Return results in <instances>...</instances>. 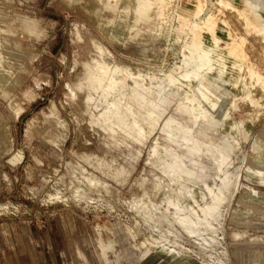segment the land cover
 Returning a JSON list of instances; mask_svg holds the SVG:
<instances>
[{
    "label": "rangeland",
    "instance_id": "obj_1",
    "mask_svg": "<svg viewBox=\"0 0 264 264\" xmlns=\"http://www.w3.org/2000/svg\"><path fill=\"white\" fill-rule=\"evenodd\" d=\"M98 2L0 0V264H232L264 236V0Z\"/></svg>",
    "mask_w": 264,
    "mask_h": 264
},
{
    "label": "crops",
    "instance_id": "obj_2",
    "mask_svg": "<svg viewBox=\"0 0 264 264\" xmlns=\"http://www.w3.org/2000/svg\"><path fill=\"white\" fill-rule=\"evenodd\" d=\"M13 30L15 31V29ZM15 32L18 33V31ZM230 245L232 247V264H244L264 258V236L258 242H252L251 240L233 242V240H230Z\"/></svg>",
    "mask_w": 264,
    "mask_h": 264
},
{
    "label": "bare ground",
    "instance_id": "obj_3",
    "mask_svg": "<svg viewBox=\"0 0 264 264\" xmlns=\"http://www.w3.org/2000/svg\"><path fill=\"white\" fill-rule=\"evenodd\" d=\"M114 1H116V0H114ZM95 3V2H94ZM101 4V0H99V2H98V5H100ZM90 5V4H89ZM88 5V6H89ZM96 5V4H95ZM13 8V7H12ZM93 9H94V5H93ZM13 10V9H12ZM16 11V10H15ZM14 11V12H15ZM4 12V11H3ZM13 13V12H12ZM217 15V14H216ZM114 17V13L112 12V15L110 14V16H107L106 17V19L103 21V22H101V21H99L100 22V24L102 23V25H103V27H102V29L105 27V25H106V23H107V21L109 20V19H111V18H113ZM1 19V18H0ZM4 21H5V24L7 25L8 24V16H4ZM98 22V23H99ZM94 23H96V22H94ZM207 23V22H206ZM93 26H94V24H92ZM10 26H8V28H9ZM125 28V27H124ZM11 29V28H10ZM192 33V32H191ZM253 34V33H252ZM143 38V37H142ZM12 41V40H11ZM13 41H15V40H13ZM17 41V40H16ZM10 42V41H9ZM18 42H19V39H18ZM12 43V42H11ZM9 44V43H8ZM11 45V44H10ZM248 48V47H247ZM250 54V53H249ZM251 54H252V52H251ZM252 56V55H251ZM22 59V58H21ZM254 59V58H253ZM20 62V61H19ZM6 65H7V63H6ZM121 66V65H120ZM199 67V66H198ZM175 71V70H174ZM7 72V71H6ZM8 73V72H7ZM10 75V74H9ZM13 76V75H12ZM16 82V81H15ZM256 110V109H255ZM247 112H249V111H247ZM1 147V146H0Z\"/></svg>",
    "mask_w": 264,
    "mask_h": 264
}]
</instances>
